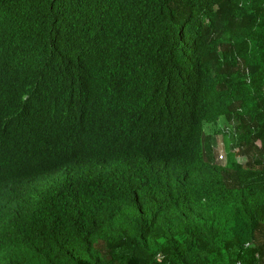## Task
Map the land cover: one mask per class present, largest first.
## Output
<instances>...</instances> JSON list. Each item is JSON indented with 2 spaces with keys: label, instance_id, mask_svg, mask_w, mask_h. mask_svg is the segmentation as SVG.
Returning <instances> with one entry per match:
<instances>
[{
  "label": "trees",
  "instance_id": "16d2710c",
  "mask_svg": "<svg viewBox=\"0 0 264 264\" xmlns=\"http://www.w3.org/2000/svg\"><path fill=\"white\" fill-rule=\"evenodd\" d=\"M0 264H264V0H0Z\"/></svg>",
  "mask_w": 264,
  "mask_h": 264
},
{
  "label": "rangeland",
  "instance_id": "374dc122",
  "mask_svg": "<svg viewBox=\"0 0 264 264\" xmlns=\"http://www.w3.org/2000/svg\"><path fill=\"white\" fill-rule=\"evenodd\" d=\"M233 125L228 124L224 119L220 120L217 125H205V151L211 160L217 161L220 156L223 157L225 162L226 159V141L231 138V132ZM227 135V137H224ZM230 150L235 152L236 149L233 147V143L229 145ZM238 160L242 158L238 157ZM221 163V162H220Z\"/></svg>",
  "mask_w": 264,
  "mask_h": 264
},
{
  "label": "built area",
  "instance_id": "2783aa9c",
  "mask_svg": "<svg viewBox=\"0 0 264 264\" xmlns=\"http://www.w3.org/2000/svg\"><path fill=\"white\" fill-rule=\"evenodd\" d=\"M218 161H219V162H222V161H224L223 157H222V156H220V157L218 158Z\"/></svg>",
  "mask_w": 264,
  "mask_h": 264
}]
</instances>
